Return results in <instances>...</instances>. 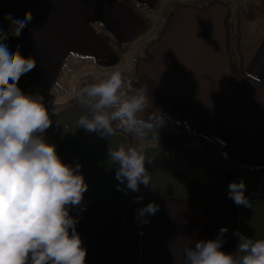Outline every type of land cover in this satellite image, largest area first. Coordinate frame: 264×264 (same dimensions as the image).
I'll return each mask as SVG.
<instances>
[{
  "label": "crops",
  "instance_id": "crops-1",
  "mask_svg": "<svg viewBox=\"0 0 264 264\" xmlns=\"http://www.w3.org/2000/svg\"><path fill=\"white\" fill-rule=\"evenodd\" d=\"M133 1L139 8L122 0H0V27L6 31L5 15H32L19 36L5 41L10 50L18 48L36 61L18 87L43 95L48 104L74 81L81 88L94 82L91 74L99 82L119 67L138 81L135 86L147 85L151 110L162 113L165 128L179 133L184 126L217 143L231 162L264 166V0H251L244 8L238 6L241 0H160L154 12L150 8L158 0ZM227 1L235 4L234 13ZM163 5H168L165 27L157 41L146 42ZM251 6L258 8L249 18L242 12ZM235 33L234 57L254 81L247 91L232 75L229 37ZM138 43L142 53L132 57ZM145 54L150 61L141 59ZM81 62L87 73L80 81L75 71ZM73 100L52 117L45 137L63 162L81 165L88 185L81 204L70 209L87 249L85 264H185L184 249L215 239L221 228L228 229L225 252L236 251L237 231L264 239V196L248 191L251 207L236 205L228 198L230 183H195L199 175L176 167L158 141H143L152 160L146 165L151 185H141L139 192L118 190L119 165L109 160L108 151L128 146V140L118 132L109 140L77 128L86 109L76 96L59 99L61 105ZM149 203L159 210L143 223L137 209Z\"/></svg>",
  "mask_w": 264,
  "mask_h": 264
},
{
  "label": "clouds",
  "instance_id": "clouds-1",
  "mask_svg": "<svg viewBox=\"0 0 264 264\" xmlns=\"http://www.w3.org/2000/svg\"><path fill=\"white\" fill-rule=\"evenodd\" d=\"M31 19L30 12L21 19L8 14L4 20L9 30L0 27V264H85L87 249L70 209L81 204L88 185L81 165L63 162L56 145L45 137L53 124L51 117L59 115L62 105L58 99L46 104L43 95L25 94L18 87L36 61L5 43L19 36ZM136 84L116 67L76 94L86 109L76 121L77 128L109 140L122 131L140 141L109 147V160L119 165L115 179L120 191L139 192L141 185H151L152 174L146 165L152 160L143 141L157 139L151 134L158 133L164 123L162 113L151 110L147 85ZM228 189V198L236 205L251 207L242 178L231 182ZM136 199L141 202L143 198ZM158 210V205L149 203L137 209L138 218L148 223L147 216ZM227 231L221 228L215 239L186 247L185 264H264V239L237 231V249L229 253L222 250Z\"/></svg>",
  "mask_w": 264,
  "mask_h": 264
},
{
  "label": "trees",
  "instance_id": "trees-1",
  "mask_svg": "<svg viewBox=\"0 0 264 264\" xmlns=\"http://www.w3.org/2000/svg\"><path fill=\"white\" fill-rule=\"evenodd\" d=\"M122 1L131 7L140 6L133 0ZM159 1L160 0H158L157 3L152 8H150L151 11L154 12L158 9ZM257 8L258 6H251L242 13L249 17L251 16V11ZM149 28L150 23H147V27L143 33L147 32ZM237 49L238 36L237 33H235L232 37H229L232 75L239 87L243 91H247L249 86L254 81L246 76L243 66L235 59L234 53L237 51ZM141 59L150 61V58L147 54H145ZM74 102L75 100L70 101L67 104L62 105V108H65ZM178 130L179 133H174L162 125L159 128L158 133L151 134L156 135L157 139L153 140L149 138L147 140L160 142L168 157L176 167L184 170L187 173H197L201 180L194 179L195 183L200 181H207L211 183H227L223 181L220 176L224 170H228L235 176L238 182L241 178L244 180L246 184V196L248 191H254L264 196V166H252L244 163L231 162L227 157L221 154L217 143L191 132L184 126L180 125ZM117 132L126 136L129 144H136L135 142L137 139L131 134H127L122 131ZM192 143L195 145H192L193 147L190 148L189 144Z\"/></svg>",
  "mask_w": 264,
  "mask_h": 264
},
{
  "label": "rangeland",
  "instance_id": "rangeland-1",
  "mask_svg": "<svg viewBox=\"0 0 264 264\" xmlns=\"http://www.w3.org/2000/svg\"><path fill=\"white\" fill-rule=\"evenodd\" d=\"M251 0H241L239 3H238V6L241 7V8H244L246 7V5H248V3L250 2ZM228 2V1H227ZM229 3V6L231 8V13H234V9H235V4L234 3H231V2H228ZM139 8V7H138ZM236 10V9H235ZM168 17V5H163L162 8L160 9V11L155 15V17H153L151 23H152V31L151 33L148 35V38L146 40L147 41H155L156 38L162 33L164 27H165V24H166V18ZM145 42V43H146ZM143 47V46H142ZM139 53H142V48H141V44H136L134 45V48L132 49V57L133 56H136V54H139ZM82 63H79L80 68L78 71H75V76L76 78L75 79H78L81 81L85 76H86V71H84L82 69ZM91 77L93 79L94 82H96V78L94 79L93 77H95L94 75L91 74ZM80 89V83L78 85V82L77 81H74L72 86H70V88L68 90H66L60 98H55V99H61L62 101H68L70 99H73L77 92L79 91ZM61 103V102H60ZM195 145L194 143L192 144H189V147L192 148L193 146Z\"/></svg>",
  "mask_w": 264,
  "mask_h": 264
},
{
  "label": "water",
  "instance_id": "water-1",
  "mask_svg": "<svg viewBox=\"0 0 264 264\" xmlns=\"http://www.w3.org/2000/svg\"><path fill=\"white\" fill-rule=\"evenodd\" d=\"M220 177L225 182L231 183V182L235 181L238 183L235 176L233 174H231L228 170H224Z\"/></svg>",
  "mask_w": 264,
  "mask_h": 264
}]
</instances>
